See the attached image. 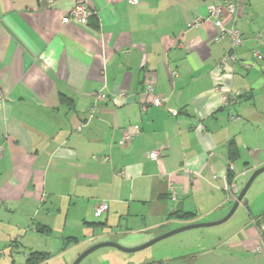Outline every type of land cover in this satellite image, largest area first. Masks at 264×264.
<instances>
[{"label":"crops","instance_id":"1","mask_svg":"<svg viewBox=\"0 0 264 264\" xmlns=\"http://www.w3.org/2000/svg\"><path fill=\"white\" fill-rule=\"evenodd\" d=\"M78 1L0 0V248L30 234L135 247L141 234L225 217L264 166V60L244 66L264 53V0H85L88 23L66 22ZM227 2L244 44L223 65L230 42L208 7ZM149 84L166 106L150 104ZM258 200L244 199L249 219L208 251L214 264H264Z\"/></svg>","mask_w":264,"mask_h":264},{"label":"rangeland","instance_id":"2","mask_svg":"<svg viewBox=\"0 0 264 264\" xmlns=\"http://www.w3.org/2000/svg\"><path fill=\"white\" fill-rule=\"evenodd\" d=\"M253 195H259L257 203L259 209H263L264 211V173L256 180L248 196L252 197ZM244 210V205H241L235 215L224 224L186 231L164 239L143 251L126 253L112 247L101 248L88 256L81 264H188L184 259L193 254L198 256L196 260L197 264H214L212 255L208 251L216 248L215 242L218 240L217 238L225 234L222 233L224 230H231V228L242 224L245 219H249L248 212ZM25 223L30 224V222ZM178 228L171 229L170 231ZM81 235L84 237V234ZM153 235H155L154 232L144 233L141 234L140 239H146L143 243L145 244L163 234L158 236L157 234L155 236ZM4 238L0 235V240H4ZM21 239L22 243H19ZM28 240H33L39 247L43 248L27 247L26 243ZM63 240L59 236L50 238L31 234L21 236L18 240L19 245L15 248H4L5 245H1L0 264H12V261H15L16 264H25L26 256L37 251H46L51 254V259L45 264H73L81 254L89 249L83 248L78 245L79 243H71L69 248H61ZM118 244L125 248H136L143 245L131 247L120 243ZM45 246L47 248H44Z\"/></svg>","mask_w":264,"mask_h":264},{"label":"built area","instance_id":"3","mask_svg":"<svg viewBox=\"0 0 264 264\" xmlns=\"http://www.w3.org/2000/svg\"><path fill=\"white\" fill-rule=\"evenodd\" d=\"M108 2L114 3L117 0H107ZM131 5H138L141 0H127ZM238 12V4L234 2H227L224 4H212L208 7V18L214 21L215 27L219 31V36L221 38H227L230 42V51L223 56L221 63L225 65L228 62H232L234 64L239 63V59L237 56V50L244 44V38L242 32L236 26L237 22V13ZM93 15V12L88 7L85 0H79L75 7L71 10L69 16L65 19L66 22L76 19L79 20L81 24H87L89 18ZM201 19L197 20V23H200ZM254 56L256 57L255 61L245 62L244 66L246 70H250L252 68L258 67L259 63L264 60V53L257 50L255 51ZM171 76L174 78L177 76V72L173 71ZM146 94L150 96L151 102L150 104L154 107H164L168 103V98L162 97L156 93L155 86L153 84H149L145 90ZM4 94L0 91V113L4 107ZM147 107L145 106L144 110ZM83 126L80 125L77 128L78 132H81ZM140 131L137 129L129 130L125 134V139L127 141L133 139ZM5 150L3 147H0V158L4 156ZM150 157L159 160L161 157L160 150H155L151 152ZM106 161L108 158L105 159ZM231 166V165H230ZM232 169V166H231ZM231 171V170H230ZM227 190L236 195L237 194V186L235 183L229 184ZM173 191V201H177V195L175 189ZM109 211V204L107 202H101L95 209V214L97 218L103 217ZM261 251V247L257 250V252Z\"/></svg>","mask_w":264,"mask_h":264},{"label":"water","instance_id":"4","mask_svg":"<svg viewBox=\"0 0 264 264\" xmlns=\"http://www.w3.org/2000/svg\"><path fill=\"white\" fill-rule=\"evenodd\" d=\"M264 173V166L258 168L257 170H255L253 172V174L250 176V178L248 179V181L246 182V184L243 186V188L240 190V192L238 193L236 200L232 206V208L230 209V211L228 212V214L220 219V220H216V221H211V222H201V223H194V224H189V225H185L182 226L181 228H178L176 230L167 232L139 247L136 248H125L121 245H119L116 242H112V241H106V242H100L98 244L93 245L92 247H90L87 251H85L83 254H81L73 264H81L88 256H90L92 253L96 252L97 250L101 249V248H105V247H112V248H116L120 251L126 252V253H134V252H139V251H143L153 245H155L156 243L167 239L171 236L186 232V231H190L193 229H204V228H210V227H214V226H219L221 224L226 223L227 221H229L237 212L238 208L240 207V205L243 203L244 199H246V197L248 196L249 192L251 191L254 183L256 182V180Z\"/></svg>","mask_w":264,"mask_h":264},{"label":"trees","instance_id":"5","mask_svg":"<svg viewBox=\"0 0 264 264\" xmlns=\"http://www.w3.org/2000/svg\"><path fill=\"white\" fill-rule=\"evenodd\" d=\"M228 179L229 182H232L233 180V174L229 170L228 172ZM181 217H189V215H183ZM255 223L257 226L262 228L263 223H264V214L261 216L257 217L255 219ZM79 241L77 239H69V243H78ZM49 257V254L41 253V252H33L27 256V260L25 264H41L45 262ZM184 261L188 264H197L196 263V257L195 256H187Z\"/></svg>","mask_w":264,"mask_h":264}]
</instances>
